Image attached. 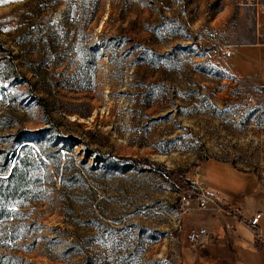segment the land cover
<instances>
[{
  "label": "rangeland",
  "instance_id": "374dc122",
  "mask_svg": "<svg viewBox=\"0 0 264 264\" xmlns=\"http://www.w3.org/2000/svg\"><path fill=\"white\" fill-rule=\"evenodd\" d=\"M242 2H0V264H192L196 170L264 178V90L236 75Z\"/></svg>",
  "mask_w": 264,
  "mask_h": 264
},
{
  "label": "crops",
  "instance_id": "0c3cea01",
  "mask_svg": "<svg viewBox=\"0 0 264 264\" xmlns=\"http://www.w3.org/2000/svg\"><path fill=\"white\" fill-rule=\"evenodd\" d=\"M236 75L264 90V0L238 5ZM208 207L193 210L185 227L200 235L186 247L192 264H264V178L211 158L199 171ZM248 195L261 196L252 206ZM257 214L256 224L251 220Z\"/></svg>",
  "mask_w": 264,
  "mask_h": 264
},
{
  "label": "built area",
  "instance_id": "2783aa9c",
  "mask_svg": "<svg viewBox=\"0 0 264 264\" xmlns=\"http://www.w3.org/2000/svg\"><path fill=\"white\" fill-rule=\"evenodd\" d=\"M240 1H241V3H244V2H242L244 0H240ZM249 1H252V0H245V2H249ZM227 55L230 56L231 52L228 51ZM249 100L252 101V98H250ZM191 183H192L191 186L194 189H199V192H200V193H198V198H197L198 204H199V209H206L208 202L210 200V193L208 190L205 189L204 186H202L201 181H199V169L196 170V172H195V174L191 180ZM191 205H192V199L189 197V195L184 196L183 197V212L191 210ZM259 218H260V214L255 215L253 217V219L250 221L251 224H256L258 222ZM199 238H200V235L196 232H193L190 235V239L194 243H196Z\"/></svg>",
  "mask_w": 264,
  "mask_h": 264
},
{
  "label": "trees",
  "instance_id": "16d2710c",
  "mask_svg": "<svg viewBox=\"0 0 264 264\" xmlns=\"http://www.w3.org/2000/svg\"><path fill=\"white\" fill-rule=\"evenodd\" d=\"M20 159H22V158H20ZM26 163L24 162V161H22V160H19L18 161V164H16L12 169V172H11V174H9V176H8V178H9V180H10V182H11V184L10 185H12L13 187H15V189L16 188H20V189H22V186H23V181L25 180V176H26V172H27V170H26ZM19 177L18 178V180L17 181H14V179L16 178V177ZM9 188H7V190H8Z\"/></svg>",
  "mask_w": 264,
  "mask_h": 264
},
{
  "label": "snow or ice",
  "instance_id": "6c2138e0",
  "mask_svg": "<svg viewBox=\"0 0 264 264\" xmlns=\"http://www.w3.org/2000/svg\"><path fill=\"white\" fill-rule=\"evenodd\" d=\"M0 2H7V0H0Z\"/></svg>",
  "mask_w": 264,
  "mask_h": 264
}]
</instances>
